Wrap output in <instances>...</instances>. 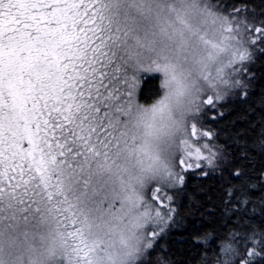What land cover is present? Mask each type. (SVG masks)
Masks as SVG:
<instances>
[{
	"label": "snow or ice",
	"instance_id": "snow-or-ice-1",
	"mask_svg": "<svg viewBox=\"0 0 264 264\" xmlns=\"http://www.w3.org/2000/svg\"><path fill=\"white\" fill-rule=\"evenodd\" d=\"M260 68L264 0H0V264H264ZM190 173L218 227L178 261Z\"/></svg>",
	"mask_w": 264,
	"mask_h": 264
},
{
	"label": "trees",
	"instance_id": "trees-1",
	"mask_svg": "<svg viewBox=\"0 0 264 264\" xmlns=\"http://www.w3.org/2000/svg\"><path fill=\"white\" fill-rule=\"evenodd\" d=\"M258 2L259 0H257ZM260 72L264 73V68H260ZM139 89L140 102L146 105L152 103L161 93L159 78L144 74L140 80ZM229 119H233V117L226 118L220 126L223 127ZM216 147L223 150V142L221 141ZM217 189L218 185H215V181L204 180L194 173L189 174L186 187L187 197L183 200V207L178 209L177 220L179 223L174 226L170 235L165 236L161 245L169 249L178 261H183L190 255V238L193 237L194 232L199 233L194 237L198 240L215 235L218 225L214 218L206 213L211 209L212 204L218 203L219 192Z\"/></svg>",
	"mask_w": 264,
	"mask_h": 264
},
{
	"label": "rangeland",
	"instance_id": "rangeland-1",
	"mask_svg": "<svg viewBox=\"0 0 264 264\" xmlns=\"http://www.w3.org/2000/svg\"><path fill=\"white\" fill-rule=\"evenodd\" d=\"M146 75L147 74H150V75H152L153 77H157V78H159V84H160V88H161V80H162V74L161 73H156V72H149V73H145ZM162 94V90H161V93H160V95ZM159 95V96H160ZM159 98V97H158ZM157 98V99H158ZM154 102V101H153ZM152 102V103H153ZM151 103H149L148 105H150Z\"/></svg>",
	"mask_w": 264,
	"mask_h": 264
}]
</instances>
